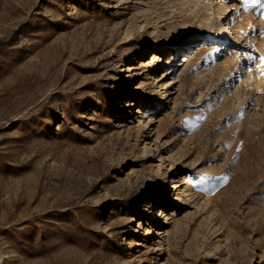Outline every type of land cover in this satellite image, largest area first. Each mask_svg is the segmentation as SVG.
I'll return each mask as SVG.
<instances>
[{
	"label": "rangeland",
	"instance_id": "374dc122",
	"mask_svg": "<svg viewBox=\"0 0 264 264\" xmlns=\"http://www.w3.org/2000/svg\"><path fill=\"white\" fill-rule=\"evenodd\" d=\"M215 1L0 0V264H264V0Z\"/></svg>",
	"mask_w": 264,
	"mask_h": 264
},
{
	"label": "bare ground",
	"instance_id": "6f19581e",
	"mask_svg": "<svg viewBox=\"0 0 264 264\" xmlns=\"http://www.w3.org/2000/svg\"><path fill=\"white\" fill-rule=\"evenodd\" d=\"M211 2H212V4H214L215 10L217 12V16H215V24H217V27L220 29L221 36L224 37L225 32L228 33V34H229V32L226 31V30H223L224 29V25L219 20L218 16H220V17L221 16L222 17L227 16V14H229L228 11H227L228 10V7L227 6H224L221 2H218V1L216 2L215 0H214V2H213V0H211ZM205 17H206V14L203 15V18H205ZM229 19L230 20H229V22H228L227 25H228V27L230 28L231 31H234V30L240 28V24L239 23L237 24V20H235V18L232 15L229 17ZM242 19L243 18L241 16L240 17V20H242ZM207 28L209 29V25L208 24L206 25V28L204 29L205 31H203V34H201V36H206L207 35V32H206V29ZM199 35H200V33L199 34L196 33V34H188V35H186L185 36L186 48H187L188 45H190L192 42H194V40L196 39V37H198ZM189 56H190V54L187 52L184 55H182V59L183 60H188V57ZM159 259H160L159 254H156V258L153 259L151 261V263H157Z\"/></svg>",
	"mask_w": 264,
	"mask_h": 264
}]
</instances>
